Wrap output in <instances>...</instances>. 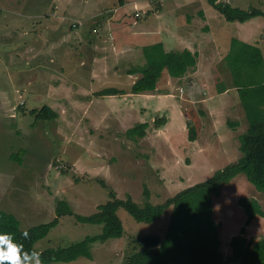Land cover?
Wrapping results in <instances>:
<instances>
[{
  "label": "rangeland",
  "instance_id": "rangeland-1",
  "mask_svg": "<svg viewBox=\"0 0 264 264\" xmlns=\"http://www.w3.org/2000/svg\"><path fill=\"white\" fill-rule=\"evenodd\" d=\"M168 1L180 5L176 13L172 4L165 5ZM239 1L246 4L244 9L264 10V0ZM184 15L193 17L192 22ZM173 16L182 19L181 28L187 27L188 35H197L195 41L210 37L206 26L219 41L227 36L222 51L212 52L213 57L202 55L183 79L166 74L159 90L133 93L140 76L129 70L144 64L145 46L166 41L170 51L182 49L184 38L176 39L167 28L178 24ZM1 19L3 29L5 20H17L15 27L22 20L34 41V57H28L27 66L24 58L11 66L8 60L16 59L0 54V209L16 215L23 228L54 220L62 200L75 214L92 215L109 201L111 191L143 206L147 188L151 204L164 203L239 160V137L249 123L227 67V49L233 34L241 42L264 48V17L255 18L256 28L247 22L241 35L209 0H0ZM77 22L82 24L74 29ZM49 26L56 29L49 33ZM2 31L0 27V35ZM46 35L51 37L53 54L48 61L42 53ZM2 39L15 40L11 33ZM64 46L63 52L73 59L65 58L60 65L57 53ZM29 77L33 88L27 86ZM108 88L124 94L101 96ZM50 105L58 115L54 120H37L30 114ZM140 123H148L146 136L129 137L128 130ZM191 126L197 131L195 141L190 138ZM22 149L26 154L20 164L13 156ZM243 198L264 209L263 193L239 174L215 199L214 219L221 224L225 256L231 255V241L241 236L247 220L239 205ZM118 215L123 238L95 243L93 259L50 264H121L133 252L136 237L165 236L171 209L150 224L137 222L124 209ZM254 221L243 236L253 244L264 239V221ZM102 230L101 225L64 216L36 249L65 248Z\"/></svg>",
  "mask_w": 264,
  "mask_h": 264
},
{
  "label": "trees",
  "instance_id": "trees-1",
  "mask_svg": "<svg viewBox=\"0 0 264 264\" xmlns=\"http://www.w3.org/2000/svg\"><path fill=\"white\" fill-rule=\"evenodd\" d=\"M209 2L229 23H245L264 17V10L254 7L244 9L229 3V0ZM142 52L144 64L129 70L130 75L141 76L132 85V92L135 94L156 91L159 89L160 79L166 74L183 79L196 67L199 57L197 52L188 49L166 51L164 43L145 46ZM226 62L249 123L248 131L239 137L242 154L237 162L217 172L212 178L182 190L164 203L156 205L150 203V191L147 188L144 190L146 202L143 206L132 197L119 199L111 191L109 201L100 205L92 215L75 214L67 201L62 200L54 220L29 228H23L16 215L0 209V235H11L13 242L22 244L25 251L38 252L45 264L73 262L80 257L93 259L92 247L95 243L123 238L125 229L118 215L120 209L126 210L137 222L148 224L171 209L165 236L136 237L133 240V252L121 264H264V239L253 244L243 237L247 227L257 216L264 218L261 205L244 198L239 200L247 220L241 236L231 241L232 252L229 257L221 252V224L214 219V200L221 196L224 186L239 174H244L264 195V51L235 38L231 41ZM194 88L195 86L192 87L193 90ZM120 93L124 94L119 89L108 88L100 95ZM30 114L36 116L37 120L51 121L58 117L50 106L34 109ZM147 128L148 123H140L129 129L127 135L131 138L145 137ZM190 134L191 140L195 141V127L191 126ZM25 154L26 150L22 149L13 158L23 164ZM64 216H74L79 222L101 225L102 233L87 236L83 241L65 248H47L39 252L36 249L37 242L45 239ZM25 232L28 233L27 237L23 235Z\"/></svg>",
  "mask_w": 264,
  "mask_h": 264
},
{
  "label": "crops",
  "instance_id": "crops-1",
  "mask_svg": "<svg viewBox=\"0 0 264 264\" xmlns=\"http://www.w3.org/2000/svg\"><path fill=\"white\" fill-rule=\"evenodd\" d=\"M237 1V3H235L234 5L235 6H237V7H241V8H243V6H246V4H244L243 3V1H239V0H236ZM170 1H168L165 5H167V4H172V7H173V11H174V13H176L177 11L176 10H179V8H180V5H175V4H173V3H169ZM164 4V3H163ZM243 5V6H242ZM20 8V7H19ZM12 12H14V11H12ZM203 14L204 15H206L207 16V14H205L204 12H203ZM20 15L22 16V17H25V18H28V17H30V14H26V13H24V14H22V13H20ZM221 15V14H220ZM173 17H175V20L178 22V24H176L175 22L174 23H172V24H169L168 25V27L167 28H169V31L175 36V38L177 39V38H179V37H183L184 38V40H182V39H180L181 40V44L183 45L182 46V49L180 50V51H184V50H191V51H193V52H197L198 53V55H199V57L198 58H200L202 55L203 56H211V57H213L212 56V52H216L217 54H218V52H220V51H222V47H224L223 45H221V42H223L225 39H226V37L224 36V39L222 40V41H219V40H217V39H215V38H213L212 36V34H211V32H210V27L209 26H206V28H205V32H209V35H210V37H207V38H205L204 40H201V39H199V40H196L195 41V36H197V35H193L192 33H190V35H188L187 34V27H183V28H181V20L182 19H179L177 16H173ZM184 17H187L188 18V20H189V22H192V18L193 17H190L189 15H184ZM205 17V16H204ZM27 20V19H26ZM221 20V19H220ZM5 21H7V23H5V29H3V25H2V19L0 20V27H2V30H4V31H2L1 32V35H0V54L1 55H5V54H9V55H11V57L12 58H14V59H16V61L13 63V60H8V62L9 63H12V64H10L11 66L12 65H17V64H19V62H18V59H20V58H24V59H26V61H27V64H26V66L29 64L28 63V57H30L29 59H31V57H32V59H33V57H34V53H33V50H34V45H33V43H34V41H30L29 40V35H30V32L28 31V28H27V26H26V24H22V23H25V22H22V20H20V22H19V26L20 27H15L16 26V21L17 20H5ZM161 23H162V21H160ZM249 22V21H248ZM250 22H254V23H252L253 24V26H254V28H256L258 25H256V24H259V23H257L256 21H255V18H254V20L252 19V20H250ZM180 23V24H179ZM236 27H235V30L236 31H238L241 35L243 34V28H244V25H247V22H245V23H240V22H234L233 23ZM155 25H156V22H155ZM154 25V26H155ZM179 27V28H178ZM53 28L54 29H56L55 27H53V26H49L48 27V29H49V33L50 32H52V31H54L53 30ZM249 28V27H248ZM253 28V29H254ZM58 29V28H57ZM6 31H8V32H6ZM35 31L32 29V32L31 33H33V38L36 36V34L34 33ZM9 33H11L12 35H13V38L15 39L14 41H12V40H10L9 41V43H7L5 40H7V39H2V37H3V35H6V34H9ZM48 33V34H49ZM43 37H44V35H42ZM47 36V35H46ZM247 38H245V40H247V41H249V40H251L250 39V36H249V34H248V36H246ZM41 40H44V38L42 39V37L40 36L39 37ZM47 38H48V40H46V43H47V47L45 48V49H43V51H42V53H43V56L47 59V61H48V58H52L53 57V54H51L50 53V35L49 36H47ZM59 38V37H58ZM236 37L234 36V34L233 35H231V38H230V45H231V41H232V39H235ZM236 39H238L239 40V37L238 38H236ZM242 39H244V38H242ZM140 40L141 41H143V39L142 38H140ZM159 41H162V40H159ZM242 41V40H241ZM27 42H29L31 45H32V47H30V49L28 48V44H27ZM157 43H164V42H157ZM156 44V43H155ZM59 45H61V43H59ZM153 45V44H152ZM164 45H165V49H166V51H170L169 49H168V47H167V42L165 41V43H164ZM259 45V44H258ZM62 46V45H61ZM200 47H201V49H200ZM213 47H216V48H214L212 51H210V53L208 54V52H206V51H208V49H212ZM221 47V48H220ZM258 47V46H257ZM261 48V47H260ZM65 49H67L65 46L64 47H62L61 49H60V51L57 53V55H58V58H59V63H60V65L61 64H64V62H65V58L66 59H70L71 58V56L69 57L68 56V54H69V52L68 51H64L63 52V50H65ZM203 49H205V51H204V53H201L202 52V50ZM261 49H263V51H264V48H261ZM7 50V51H6ZM130 50H131V48H130ZM11 51V52H10ZM171 51H178V50H171ZM229 51H230V47L227 49V54L229 53ZM33 53V54H32ZM208 54V55H207ZM71 59H73V58H71ZM22 61L23 60H20V63H22ZM25 61V60H24ZM99 61V59H96L95 60V62L97 63ZM199 62V61H198ZM77 64H75V65H78V64H80L79 62H76ZM198 64V63H197ZM56 65V64H55ZM132 69H134V68H132ZM193 70H191V72H192ZM190 72V71H189ZM139 75V74H138ZM140 76V75H139ZM141 77V76H140ZM139 77V78H140ZM170 77V76H169ZM30 79H29V84H27V86H29V85H31V88H33L32 86H33V83H31L32 81H33V79H32V77H29ZM138 78V79H139ZM170 78H172V77H170ZM137 79V80H138ZM172 79H174V80H178L177 78H172ZM136 80V81H137ZM135 81V82H136ZM134 82V83H135ZM159 89H160V86H159ZM159 89H157V90H159ZM156 90V91H157ZM51 91L49 90L47 93H50ZM150 92H155V91H150ZM46 93V94H47ZM144 93H149V92H144ZM140 94H142V93H140ZM50 107H51V105H50ZM15 117H16V115H15ZM214 204H215V200H214ZM241 207V206H240ZM259 219L260 220H263L264 221V218L263 217H260V216H257L256 218H255V223H256V221H259ZM230 255H226L225 257H229Z\"/></svg>",
  "mask_w": 264,
  "mask_h": 264
},
{
  "label": "clouds",
  "instance_id": "clouds-1",
  "mask_svg": "<svg viewBox=\"0 0 264 264\" xmlns=\"http://www.w3.org/2000/svg\"><path fill=\"white\" fill-rule=\"evenodd\" d=\"M74 24L72 27H75ZM23 235L27 237L28 233ZM0 264H43V261L38 252L25 251L22 244L14 243L13 237L6 234L0 235Z\"/></svg>",
  "mask_w": 264,
  "mask_h": 264
},
{
  "label": "built area",
  "instance_id": "built-area-1",
  "mask_svg": "<svg viewBox=\"0 0 264 264\" xmlns=\"http://www.w3.org/2000/svg\"><path fill=\"white\" fill-rule=\"evenodd\" d=\"M80 24H81L80 22H79V23H75L74 26L77 27V26L80 25Z\"/></svg>",
  "mask_w": 264,
  "mask_h": 264
},
{
  "label": "bare ground",
  "instance_id": "bare-ground-1",
  "mask_svg": "<svg viewBox=\"0 0 264 264\" xmlns=\"http://www.w3.org/2000/svg\"><path fill=\"white\" fill-rule=\"evenodd\" d=\"M79 26H80V25H78L77 27H73V28L75 29V28H78Z\"/></svg>",
  "mask_w": 264,
  "mask_h": 264
}]
</instances>
